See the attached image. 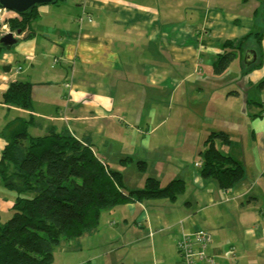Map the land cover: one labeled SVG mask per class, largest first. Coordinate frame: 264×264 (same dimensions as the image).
<instances>
[{
	"label": "crops",
	"instance_id": "0c3cea01",
	"mask_svg": "<svg viewBox=\"0 0 264 264\" xmlns=\"http://www.w3.org/2000/svg\"><path fill=\"white\" fill-rule=\"evenodd\" d=\"M82 12L89 20L79 25L76 18ZM15 14L0 7V37L10 31L7 19ZM34 30L33 37L23 40L24 34L11 31L18 41L0 44V101L10 81L32 84L30 109L0 104L7 112L6 119L0 117L6 135L33 117L30 134L66 126L78 137L89 135L105 158L119 156L125 165L122 159L132 153L125 148L111 152V138L130 137V128L116 120L126 123L122 113L143 98L134 88L147 85L169 95L168 114L152 110L145 127L126 125L141 135L144 151L154 146L151 136H158L154 149L161 154L171 135L169 130L157 135V129L171 117L173 122L179 89L186 78L195 77V88L202 86L209 94L201 104L192 160L204 137L218 129L230 137L219 149L244 169L238 182L223 188L216 179L203 178L194 160L191 184L203 190L195 212H149L143 202L121 205L124 212H101L92 230L56 247L53 264H185L175 241L181 232L197 228L212 234L208 251L214 262L196 264H264V0H62L39 6ZM249 32H261L263 39L257 44L254 36L246 38L253 45L237 74L229 75L231 64L215 74L216 55L230 48H223L224 40ZM176 176L170 174L168 180ZM0 198L11 203L14 196L0 190ZM184 200L190 206L199 202L196 196Z\"/></svg>",
	"mask_w": 264,
	"mask_h": 264
},
{
	"label": "trees",
	"instance_id": "16d2710c",
	"mask_svg": "<svg viewBox=\"0 0 264 264\" xmlns=\"http://www.w3.org/2000/svg\"><path fill=\"white\" fill-rule=\"evenodd\" d=\"M39 6L7 19L10 31L24 34L19 40L34 36ZM250 36L261 44V32H249L238 40H224L223 48H230L216 55L215 74L229 67ZM0 104L30 109L32 84L10 81L1 94ZM30 122L36 123L33 117L23 120L9 135L3 130L0 183L14 198L6 210L11 215L5 221H1L0 209V264H53L56 247L62 241H71L92 230L102 209L111 210L151 198L176 200L185 191L183 179L173 178L160 185L153 177L146 178L143 188L128 189L122 172L109 168L89 135L78 137L68 127L54 125L48 126L44 134L32 135L27 129ZM229 142L227 132L210 131L203 141V149L198 152L202 160L200 175L215 178L223 188L231 187L244 174L241 163L218 147ZM122 161L132 162L133 158L125 157ZM145 164L143 160L136 162L140 169Z\"/></svg>",
	"mask_w": 264,
	"mask_h": 264
},
{
	"label": "rangeland",
	"instance_id": "374dc122",
	"mask_svg": "<svg viewBox=\"0 0 264 264\" xmlns=\"http://www.w3.org/2000/svg\"><path fill=\"white\" fill-rule=\"evenodd\" d=\"M252 45L253 41H248L247 43H245L244 49L241 51V55H239V57L232 61V71L229 75L237 74L236 72L239 70L240 65L245 64V56L247 53L246 49L247 47H250ZM208 57L209 56L206 55V61H209ZM254 64L257 65L256 62ZM262 75L264 76V70L262 71ZM194 79L189 80L186 78V82H184L179 89V96L176 97V99H179L178 107L177 112L174 114L173 122L171 117V119L165 125H163V127H159L157 129V135L161 130L170 131V140H164L165 150L163 153L157 154L156 150L154 149L158 136H151V145L154 146H151L148 151L140 149L138 138H140L141 135L139 134L137 137V132H135L134 129L130 127V125H126V123L137 124V129H139L140 127H145L146 124L151 121L152 110H156V115H160L162 113H165V115L168 114L171 108L169 107L171 101L169 100V95L164 94L161 89H154L147 85L134 88L133 93L143 92V98L139 100L138 105H131L126 108V112L122 113V117L124 119L127 118L125 124H122L121 121L116 120L119 126H121L122 128H125L127 126V128H130L132 132L130 137L128 138H111V145L109 149L111 152H117L118 150L120 151V149L122 150L123 148H125L127 153H132L131 156L133 157V161L123 165L120 162L121 158L119 156L110 157L108 156V154H106V158L111 169L121 170L124 183L127 188L134 189L143 187L146 184L147 177H154L159 181L160 185H164L169 181V175H173L174 173L178 176H176V178H181L186 181L185 191L178 195L176 200H169L167 198H151L144 201L143 204L145 207L149 208V212H195L196 205L199 206L201 204L203 190L197 188L194 184H191L192 179L190 178V174L191 169L197 171L196 167H198L199 171V168L202 165V160L198 156V152H196L193 159L197 161L196 163L201 162V164L198 166L195 163L196 167L194 166L191 147L194 149V143L197 141V134L200 132V130H197V125L200 124V116L202 114L201 104L206 101L209 93L205 91L202 86L199 89H196ZM191 82H193L194 85ZM215 103V107H219L216 99ZM213 110L216 111L215 109ZM6 113V110L0 109V117L3 118L5 116L6 119ZM190 122L191 127L188 126L190 125ZM153 125L154 124L150 123V127H153ZM3 126V123L0 124V129L3 130ZM192 130H195V132L193 133ZM204 140L205 137L202 140V144H200L199 146V150L203 149ZM99 150L103 153L102 147L99 146ZM134 157H137V160H135ZM139 157H143V159H145L146 164L144 169H140L136 165V162L139 161ZM139 177H141L142 181H139ZM213 179L215 178H208V180L210 181H213ZM3 187L4 186H2L0 183L1 191H4ZM188 196H196L199 202L193 203V206L184 203V198ZM2 199L3 198H0V204H2V209L0 208L1 221H5L11 215L10 211L5 210L7 209L6 206L10 205V203H6L7 201L4 203L5 200ZM124 209L125 207L120 205L111 210L102 209L100 212H124ZM207 252L209 253L208 250Z\"/></svg>",
	"mask_w": 264,
	"mask_h": 264
},
{
	"label": "built area",
	"instance_id": "2783aa9c",
	"mask_svg": "<svg viewBox=\"0 0 264 264\" xmlns=\"http://www.w3.org/2000/svg\"><path fill=\"white\" fill-rule=\"evenodd\" d=\"M81 1L85 2L86 0ZM76 20L79 25H82L86 20H89V16L82 12L78 15ZM196 164L199 166L201 162ZM211 243V234L205 230L197 229L191 233H181L176 239V248L185 261V264H196V260H204L207 263H213L214 260L212 255L207 252Z\"/></svg>",
	"mask_w": 264,
	"mask_h": 264
},
{
	"label": "water",
	"instance_id": "95a60500",
	"mask_svg": "<svg viewBox=\"0 0 264 264\" xmlns=\"http://www.w3.org/2000/svg\"><path fill=\"white\" fill-rule=\"evenodd\" d=\"M56 0H0V7L22 14L36 5L53 4ZM20 31H17L19 33ZM18 41L13 32L9 31L0 37V44L12 46Z\"/></svg>",
	"mask_w": 264,
	"mask_h": 264
}]
</instances>
